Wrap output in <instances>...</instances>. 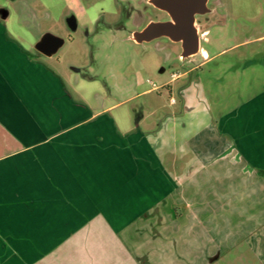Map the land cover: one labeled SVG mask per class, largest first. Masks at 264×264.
<instances>
[{
    "label": "crops",
    "instance_id": "1",
    "mask_svg": "<svg viewBox=\"0 0 264 264\" xmlns=\"http://www.w3.org/2000/svg\"><path fill=\"white\" fill-rule=\"evenodd\" d=\"M6 21L0 16V264H153L155 246L169 243L182 250L177 262L234 254L264 264V60L249 49L222 63L210 92L173 85L250 42L213 56L201 46L190 59L202 62L163 85L171 109L153 111L154 126L130 125L116 121L115 104L88 103L81 84L50 63L61 46L44 55L40 36L32 48L41 59ZM229 77L233 87L222 85Z\"/></svg>",
    "mask_w": 264,
    "mask_h": 264
},
{
    "label": "rangeland",
    "instance_id": "2",
    "mask_svg": "<svg viewBox=\"0 0 264 264\" xmlns=\"http://www.w3.org/2000/svg\"><path fill=\"white\" fill-rule=\"evenodd\" d=\"M146 1L0 0V10L9 13L5 24L10 33L41 59L45 60L44 56L32 48L40 36L52 34L66 40L50 63L64 77L81 84L80 93L88 103L99 110L115 104L111 114L116 121L122 118L135 125L144 120L142 123L154 126L156 121L150 114L160 107L171 109V93L163 85L171 83L173 74L188 72L202 59L183 60L181 50L175 49L166 39L159 40L158 45L133 42V33L148 21L145 12L154 11L151 6L147 11L144 9ZM219 10L221 16L207 28L208 34L202 37L201 46L213 56L243 42L250 44L232 48L223 56L216 57L212 64L175 82L173 85L176 88L199 82L210 92L216 83L213 77L220 75L221 64L233 63L240 53L249 49L259 53L264 60V38L257 40L264 37V0H220ZM71 15L77 19L76 31L69 30L66 23ZM222 82L225 87H233L230 77ZM178 93L176 90L173 94L176 99ZM128 97L132 99L124 102ZM156 230L148 228L146 234H154ZM164 246L162 250L160 244L155 246L158 254L151 263L242 264L241 261L246 260L234 259V254H229L215 259L213 256L198 260L193 257V262L178 256L177 262L174 256L182 254V250H178L175 243ZM193 246L195 252L203 247L199 242L193 243Z\"/></svg>",
    "mask_w": 264,
    "mask_h": 264
},
{
    "label": "water",
    "instance_id": "3",
    "mask_svg": "<svg viewBox=\"0 0 264 264\" xmlns=\"http://www.w3.org/2000/svg\"><path fill=\"white\" fill-rule=\"evenodd\" d=\"M152 3L159 9L167 12L173 22L150 23L144 30L135 31L132 39L137 43L150 42L160 37H168L172 41L182 42L183 60L189 59L200 50L199 31L193 26L194 13H204L201 8L205 5V0H152ZM9 13L2 9L0 16L7 19ZM67 24L72 31L77 30V20L75 16H70ZM62 40L52 34H46L37 44L36 48L44 55H51L61 46Z\"/></svg>",
    "mask_w": 264,
    "mask_h": 264
},
{
    "label": "flooded vegetation",
    "instance_id": "4",
    "mask_svg": "<svg viewBox=\"0 0 264 264\" xmlns=\"http://www.w3.org/2000/svg\"><path fill=\"white\" fill-rule=\"evenodd\" d=\"M149 6H151L154 11H153V13L145 12V15L148 16V21L138 31L144 30L150 23H155V22H173L172 17L167 12H165V11L159 9L158 7H156L152 3V0H147L146 1V4L144 5V9L147 11ZM219 6H220V0H205V5L201 7L205 12L204 13H199V12H195L194 13L193 26L199 31L200 47H201L202 33L205 30H207V28L211 24H213L215 22V20L218 19V17L221 16L220 10H219ZM150 15H151V17H150ZM71 16H74V15H71ZM66 23H67V21H66ZM67 26H68V24H67ZM77 27H78V23H77ZM68 28H69V26H68ZM69 30H71V29L69 28ZM161 39H166L173 47H175V49L176 48L180 49L181 50V54H182V52H183V50H182L183 43L182 42L172 41L168 37H160V38L154 39V40H152L150 42H143L141 44L137 43L133 39L132 40H133V42H135L138 45L151 44V43H155V45H158L156 43H158V41L161 40ZM61 40H62V42H61V47L60 48H62L65 45V43H66L65 39L61 38ZM186 60H191V59L189 58V59H186Z\"/></svg>",
    "mask_w": 264,
    "mask_h": 264
}]
</instances>
